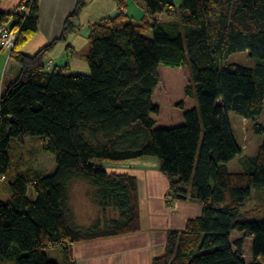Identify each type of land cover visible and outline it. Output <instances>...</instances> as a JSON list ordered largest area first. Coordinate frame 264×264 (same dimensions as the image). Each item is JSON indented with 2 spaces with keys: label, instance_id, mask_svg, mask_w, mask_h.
Masks as SVG:
<instances>
[{
  "label": "trees",
  "instance_id": "16d2710c",
  "mask_svg": "<svg viewBox=\"0 0 264 264\" xmlns=\"http://www.w3.org/2000/svg\"><path fill=\"white\" fill-rule=\"evenodd\" d=\"M134 1L143 10L138 22L120 1V11L90 26L87 74L67 66L50 70L54 42L32 56L20 51L37 32V0L16 6L27 13L0 11V24L18 32L13 49L0 51L18 68L10 83L0 78V184L12 142L39 138L56 166L48 175L32 171L31 178L17 174L7 182L0 264H76L73 246L139 232L137 178L105 164L145 157L157 160L169 196L202 206L183 230L167 233L163 254L151 264H246L245 240L252 244L250 264H264V0ZM83 6L78 0L61 40L73 32ZM236 54L251 64L234 62ZM160 67L186 72L183 95L191 105L174 106L182 111L180 126L156 123ZM229 113L261 137L252 156L242 154ZM237 161L240 172L230 170ZM76 180L93 190L103 222L74 225L68 189ZM251 200L256 208L244 211ZM51 249L62 253V263L48 258Z\"/></svg>",
  "mask_w": 264,
  "mask_h": 264
},
{
  "label": "crops",
  "instance_id": "0c3cea01",
  "mask_svg": "<svg viewBox=\"0 0 264 264\" xmlns=\"http://www.w3.org/2000/svg\"><path fill=\"white\" fill-rule=\"evenodd\" d=\"M21 1L5 0L0 3V11L2 13L11 11ZM120 1H124V8L121 9L126 15L131 12L132 17L140 16L142 18L143 10L134 0L133 5L129 0H84V6L79 12L73 32L61 40L64 23L74 12L78 0H37V32L20 48V51L32 56L54 42V46L46 58L51 63L50 70L67 66L69 71L74 74H87L85 56L88 50L87 37L90 26L120 11ZM140 19L136 21L138 22ZM17 74L18 68L5 58L0 74V78L5 75L4 84L13 81ZM231 164L233 163L231 162L229 165ZM135 166H138V163H135ZM234 168V172L241 171L240 166L236 165ZM128 169L138 181L140 231L73 246L71 253L75 249L77 251L80 246L82 254L86 248L92 250L97 248L98 251H103L101 252L103 253L102 257L95 259L89 257L88 263L84 264H135L137 260H139V264H151L154 258L160 256L166 242V234L169 231H181L188 220L200 216L201 204L190 199L176 200L167 194L169 183L166 177L160 173L158 166L146 169L134 167ZM130 169L132 170L130 171ZM3 192L5 193L4 199H9L7 187L0 188V193ZM96 245L102 247L99 248ZM140 258H144V261H140ZM73 261L75 262L74 259Z\"/></svg>",
  "mask_w": 264,
  "mask_h": 264
},
{
  "label": "rangeland",
  "instance_id": "374dc122",
  "mask_svg": "<svg viewBox=\"0 0 264 264\" xmlns=\"http://www.w3.org/2000/svg\"><path fill=\"white\" fill-rule=\"evenodd\" d=\"M131 2V5L134 4L133 0H129ZM135 7V6H133ZM130 20L136 21L140 19V16L132 17L131 12L127 15ZM137 22V21H136ZM18 36V32L16 33ZM4 53V52H2ZM7 58V54H1L0 53V74L1 70L4 65V59ZM232 60L234 62H238L242 65L249 66L251 62L246 57L245 54L241 55H234L232 57ZM173 74L176 76L178 75L180 78L179 84L176 85L174 89H166L165 85L166 83L160 88V91L158 94L156 93L157 97H154V101L160 108V115L156 118V123H165L166 126L176 127L180 126L183 123L182 120V111L176 109L174 106L180 102H185L186 105H191V103L187 100H185L183 95V89L186 86L187 83V75L186 72L182 69H168L164 67H160L159 69V76L161 79V82L163 83L166 81V78H173ZM5 78V75L3 79ZM4 84V80H3ZM5 85V84H4ZM173 87L167 86V88ZM171 94V97H170ZM185 106V105H184ZM228 119L231 124V127L233 129L234 135L237 138L241 149L242 154L246 156H252L255 154L259 144L261 137L255 136L252 134L250 125L248 122H246L244 119H242L239 116H236L232 113L228 114ZM259 121L261 123H264V111L262 115L259 117ZM43 143L39 138H27L23 144H19L17 142H12L10 150H9V160H10V167L8 171V176L5 181H3L0 185V188L7 186V182L14 177L15 175L19 174L21 176L30 177L32 176V171H37L40 174L48 175L51 174L56 166L55 162L52 156L49 154L43 152L42 146ZM51 157L53 160L52 168L47 169L45 162L49 159L47 156ZM149 159V160H148ZM135 163H138V166H135ZM238 161L234 164H231L230 170L234 169L232 167L233 165L236 166ZM108 171H116V172H129L128 168H137V169H146L151 167H157V160L152 157H145L138 159L137 162L130 161V162H123V163H107L105 164ZM132 169H130L131 171ZM131 173V172H129ZM142 182V181H141ZM188 190H190V186L187 187ZM6 192V191H5ZM171 193V190L168 189V193ZM4 192L0 193V202L5 203L9 199H4ZM140 202V200H139ZM68 207L73 219V223L78 228H89L96 221L103 222L104 221V214L101 215V212L99 211V208L97 206V203L93 196V190L83 181L76 180L73 181L68 189ZM256 208V203L254 200H251L248 202L245 207L244 211H252ZM108 216L110 218H114L113 212L108 211ZM253 214V213H252ZM255 215H258V212L255 211ZM167 235V234H166ZM237 234H233L231 240L237 238ZM85 244V243H83ZM245 244V246H244ZM243 244V250H244V258L246 264L251 263V240L247 241L245 240ZM81 245V244H80ZM79 245V246H80ZM165 245V244H164ZM78 247V246H76ZM96 247H102L99 245H96ZM164 248V246H163ZM75 249V248H74ZM103 251H98L97 248H86V251L82 254L81 246L78 247L77 251L76 249L72 253V257L75 260L76 264H84L88 263L87 260L89 257L91 258H97L102 257ZM163 254V250L160 253V256ZM48 258L54 262L62 263L63 261V255L60 251L51 249L47 252ZM159 257V256H158ZM140 261H144V258H140ZM152 263V262H151ZM13 264V263H8ZM135 264H139V260L135 261Z\"/></svg>",
  "mask_w": 264,
  "mask_h": 264
},
{
  "label": "built area",
  "instance_id": "2783aa9c",
  "mask_svg": "<svg viewBox=\"0 0 264 264\" xmlns=\"http://www.w3.org/2000/svg\"><path fill=\"white\" fill-rule=\"evenodd\" d=\"M14 10L17 15L22 12H28L23 5L15 7ZM16 33V31L13 32L10 30V28H8V24H0V51H10L13 49L17 39Z\"/></svg>",
  "mask_w": 264,
  "mask_h": 264
},
{
  "label": "bare ground",
  "instance_id": "6f19581e",
  "mask_svg": "<svg viewBox=\"0 0 264 264\" xmlns=\"http://www.w3.org/2000/svg\"><path fill=\"white\" fill-rule=\"evenodd\" d=\"M174 76H173V78H166V81H164V84L166 83V85H165V88L168 90V89H174L175 87H176V85L177 84H179V82H180V78H179V76L177 75H175V74H173ZM173 86V87H169V88H167V86ZM170 97H171V94H170Z\"/></svg>",
  "mask_w": 264,
  "mask_h": 264
},
{
  "label": "water",
  "instance_id": "95a60500",
  "mask_svg": "<svg viewBox=\"0 0 264 264\" xmlns=\"http://www.w3.org/2000/svg\"><path fill=\"white\" fill-rule=\"evenodd\" d=\"M177 197L180 199H185V196L177 195Z\"/></svg>",
  "mask_w": 264,
  "mask_h": 264
}]
</instances>
